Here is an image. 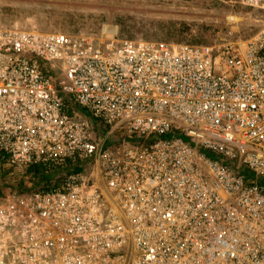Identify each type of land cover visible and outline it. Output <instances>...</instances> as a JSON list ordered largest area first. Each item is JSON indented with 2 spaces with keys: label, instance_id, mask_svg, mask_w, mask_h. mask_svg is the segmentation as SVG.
Here are the masks:
<instances>
[{
  "label": "built area",
  "instance_id": "obj_1",
  "mask_svg": "<svg viewBox=\"0 0 264 264\" xmlns=\"http://www.w3.org/2000/svg\"><path fill=\"white\" fill-rule=\"evenodd\" d=\"M118 41L0 30V264H264V25Z\"/></svg>",
  "mask_w": 264,
  "mask_h": 264
},
{
  "label": "rangeland",
  "instance_id": "obj_2",
  "mask_svg": "<svg viewBox=\"0 0 264 264\" xmlns=\"http://www.w3.org/2000/svg\"><path fill=\"white\" fill-rule=\"evenodd\" d=\"M263 25L264 13L239 0H0V30L80 34L116 44L123 39L224 44L250 39ZM15 175L0 174L6 193L42 186L41 177Z\"/></svg>",
  "mask_w": 264,
  "mask_h": 264
},
{
  "label": "trees",
  "instance_id": "obj_3",
  "mask_svg": "<svg viewBox=\"0 0 264 264\" xmlns=\"http://www.w3.org/2000/svg\"><path fill=\"white\" fill-rule=\"evenodd\" d=\"M176 28V30L178 31V32H182V30L180 29V28H177V26H175ZM199 45H201V44H199ZM26 174H30V175H32V177L33 178H37V177H41L42 179V187H44V188H49V187H51L52 186V181H53V179H55L56 181H57V183H59L60 181H61V178H55V176L53 175V174H51V173H48L42 166H33V167H31V168H29L27 171H26ZM4 175H6V173H2L1 174V177L2 176H4ZM17 184H18V182H17ZM24 185V181L23 180H21L20 182H19V186H23ZM6 186H5V184H4V182H1L0 183V197H2L6 192H5V190H4V188H5ZM38 189V188H37ZM34 190H36V189H33L32 191H34ZM21 193H27V192H24V191H20ZM29 192H31V191H29Z\"/></svg>",
  "mask_w": 264,
  "mask_h": 264
}]
</instances>
